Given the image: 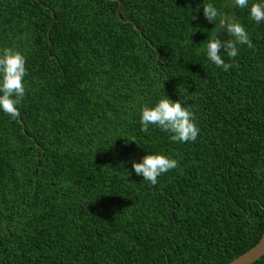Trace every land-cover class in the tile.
I'll return each mask as SVG.
<instances>
[{"label":"trees","instance_id":"obj_1","mask_svg":"<svg viewBox=\"0 0 264 264\" xmlns=\"http://www.w3.org/2000/svg\"><path fill=\"white\" fill-rule=\"evenodd\" d=\"M121 1L142 35L113 0H0V50L27 70L20 121L0 110V264H227L261 238L264 22L249 15L261 0ZM207 3L254 45L221 49L227 72L207 42L234 38ZM165 96L194 113L195 142L141 130L142 107ZM148 154L179 166L153 186L132 168Z\"/></svg>","mask_w":264,"mask_h":264},{"label":"clouds","instance_id":"obj_2","mask_svg":"<svg viewBox=\"0 0 264 264\" xmlns=\"http://www.w3.org/2000/svg\"><path fill=\"white\" fill-rule=\"evenodd\" d=\"M233 5L242 9L249 8V0H233ZM203 15L209 23L217 22L213 30L226 31L234 38L227 41L216 38L207 42V58L216 67L227 72L234 65L225 62L220 54L221 49L226 50L230 59H234L239 54L237 45L246 44L249 48L254 45L245 27L233 17L218 10L212 3L203 5ZM249 15L257 24L264 22V0L251 4ZM26 75V58L22 52L10 47L0 50V110L13 120L19 117L17 105L21 104L26 95ZM140 123L142 131H147L150 125L159 127L162 131L170 133L171 141L177 143L195 142L200 132L194 113L183 107L179 100L173 101L167 96L161 98L154 107L143 106ZM131 141L137 142L134 138ZM178 166L176 159L163 154H148L143 157L142 162H132L135 173L153 186L157 184L160 175Z\"/></svg>","mask_w":264,"mask_h":264},{"label":"water","instance_id":"obj_3","mask_svg":"<svg viewBox=\"0 0 264 264\" xmlns=\"http://www.w3.org/2000/svg\"><path fill=\"white\" fill-rule=\"evenodd\" d=\"M38 2H40V0H37ZM118 4L117 10H116V15L119 18V20L126 24V23H131L134 25V22L131 21L128 18H122V15L125 13L124 12V5L123 2L121 0H113ZM43 7L47 8L48 10H50L53 14V11L47 7L44 4H41ZM55 21V16L54 14L52 15V22L50 27L47 30V38L49 41V47H48V53L50 52V32L52 30L53 24ZM135 30L142 35V30L139 29L136 25H134ZM151 47H153V45L151 43H149ZM155 50L156 48L153 47ZM158 58L160 57V54L158 53ZM18 120L20 121V118L18 117ZM24 129V126H23ZM264 255V230L263 233L261 235V238L259 239V241L249 250H247L246 252H244L243 254H241L240 256H238L237 258L233 259L232 261H230L227 264H252L254 262H256L257 260H259L262 256Z\"/></svg>","mask_w":264,"mask_h":264}]
</instances>
